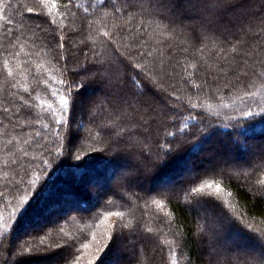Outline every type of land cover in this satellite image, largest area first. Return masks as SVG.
Here are the masks:
<instances>
[{
    "label": "trees",
    "instance_id": "trees-1",
    "mask_svg": "<svg viewBox=\"0 0 264 264\" xmlns=\"http://www.w3.org/2000/svg\"><path fill=\"white\" fill-rule=\"evenodd\" d=\"M55 3L49 13L51 0H0V264H65L71 245L80 248L78 264H133L129 240L140 252L139 264H209L201 255L207 248L198 246L205 213L186 190L218 167L224 191L217 199L231 217H215L218 243L264 253V63L249 53L248 63L238 65L241 72L208 71L235 62L233 44L249 48L260 37L247 26V35L202 34L185 0H175L178 20L138 0ZM125 45L133 55L155 49L149 60L160 59L168 73L154 75L155 83L141 76L127 85L140 107L132 119L151 117L150 131L121 129L120 143L117 134L107 135L121 118L109 107L110 90L95 73L94 59L119 57L128 64ZM252 52H264V45ZM186 65H195L190 76ZM60 96L70 98V107L57 124L46 105L60 119ZM64 195L74 206L61 202ZM114 212L122 220L108 215ZM114 226L123 232L119 242ZM30 234L37 238L26 240ZM109 236L117 250L108 258L101 249L111 245ZM18 248L23 255H13ZM220 264H227L226 255Z\"/></svg>",
    "mask_w": 264,
    "mask_h": 264
},
{
    "label": "snow or ice",
    "instance_id": "snow-or-ice-1",
    "mask_svg": "<svg viewBox=\"0 0 264 264\" xmlns=\"http://www.w3.org/2000/svg\"><path fill=\"white\" fill-rule=\"evenodd\" d=\"M69 2L70 0H66L65 7L68 6ZM138 2L140 4L148 3L150 6H153L155 10L163 13L169 19L173 18V14L175 15L176 20L179 19L180 14L175 12V9L177 8L175 0H138ZM55 7V0H51L49 13H51V9ZM184 7L189 10H194L196 18L193 19V24L202 34H207L209 32L222 34L239 30L247 35V31H245L247 26L248 31H253L256 36L260 37V39L252 42V47L264 45V28H260L259 30L253 28V24L264 25V0H259V4L256 3V0H185ZM28 11L31 13L32 9H28ZM245 16L247 17L246 20L243 19ZM3 19L4 17L0 16V20ZM51 23H55V21H51ZM5 31H10V29L6 28ZM102 35L106 38H110L113 42L118 38L110 36V33L107 31L103 32ZM60 47H63V45L61 44ZM252 47L240 49L236 44H233L231 51L236 54L237 59L235 62H229V64L222 67L219 65L209 67L208 71L217 75L222 74L224 76H227L230 70L233 72H241L243 70L238 65L248 63L249 53L255 56L258 61L264 63V60H261V57H264V52H252ZM125 48L128 49L127 55H125V60L128 61V64H130L131 67H128V64H125V61L120 60L119 57L107 61L94 59V63L99 65V67L94 69L95 73L104 86L110 90L106 97V100L109 101V107H111L114 117L121 118L119 122L114 120V123L111 126L112 131H109L107 135L112 136L114 133L117 134L120 143L124 142V131L131 132L132 135H140L144 132L150 131L146 125L151 117H142L139 122L132 119V117L140 111V107L138 104V96L136 94H133L132 96L127 95V85H136L141 76L155 83V81L152 80L154 75L159 74L163 77L168 73V68L160 59L149 60V57L153 56L155 49L147 52H139L138 54L133 55L131 49H129L127 45H125ZM140 57H144V59L141 60ZM225 59H227V57H225ZM5 67H7V61L5 62ZM190 67L194 68L195 65H186L184 69L188 76L192 74L188 72V68ZM133 69H135V71H133ZM138 73L139 76L137 75ZM261 74L264 75V73ZM8 75L11 76L12 73L9 72ZM126 75L128 79L125 78ZM59 84L63 85L64 81L60 80ZM80 86L81 85H77V87ZM157 87L159 86L157 85ZM25 91H27V89H25ZM50 91L53 96L59 95V90L56 88H52ZM143 94L142 91L139 93L140 96ZM69 107L70 98L60 96L59 109L62 110V112L60 113L61 118L57 119L56 116L58 110L53 108L51 103L46 105V108L51 110L49 115L55 119V123L57 124L63 122V112H67ZM2 111L7 112L8 109L4 108ZM262 114H264V110H262ZM252 115V112L247 113V116L249 117ZM0 124H2V121H0ZM133 125H135L139 131L132 132ZM45 128H47V125H45ZM121 129L124 131H121ZM169 135H171V133H169ZM147 139L148 137L146 136L145 140ZM7 143L11 144L12 141L9 140ZM25 143H28V141H25ZM136 147L137 145H132L133 149ZM25 154H27V152H25ZM76 159H80V157L77 156ZM223 179V174L218 167L217 169H214L212 173H205L199 181L186 190L195 197L196 203L205 213L204 224H202L199 229L203 236L201 237V242L198 246L202 249L207 248V252H202L201 255H206L208 257L209 264H212L213 260L216 261V264H220V257L225 255L227 256V264H264V253L256 256L255 254H250L236 248H224L216 239V233L213 227L216 223L215 217L219 215L220 217L231 219L226 210V202H221L217 199L219 194L224 191L221 183L217 181ZM197 184H199V186H197ZM205 189H208L209 191L206 192ZM196 194H199V196ZM24 203L25 206H27L28 201L25 200ZM159 207L162 208L163 205H159ZM23 211L24 209L21 210V212ZM15 215L19 216V213H15ZM108 215L121 217L122 220L121 212L109 213ZM105 219H107V217H105ZM56 227L58 228L59 224H57ZM120 227L130 228L131 226L122 222ZM113 234L115 235L117 242L123 237V232H120L119 234L115 232V226ZM204 237H207L206 242L203 241ZM36 238L37 237L30 234L26 240H34ZM93 239H95V237H93ZM259 239L264 243V236H260ZM108 241L111 244L113 242V237L109 236ZM134 243V241L129 240L130 247L128 250L131 254L133 264H139L140 252L137 251L135 247H131ZM168 243L171 244L172 241H168ZM71 247L73 248V252L70 256L65 258V264H70L71 261H75L76 264H78L80 257L77 253H79L80 248L76 247V245H71ZM80 247L87 249L89 245L88 243L81 242ZM105 250L111 251L107 245L101 249V251ZM23 254L24 253L21 249L18 248L13 255ZM3 264H8V261L4 260ZM88 264H95V262L89 260ZM173 264H175V261H173Z\"/></svg>",
    "mask_w": 264,
    "mask_h": 264
},
{
    "label": "rangeland",
    "instance_id": "rangeland-1",
    "mask_svg": "<svg viewBox=\"0 0 264 264\" xmlns=\"http://www.w3.org/2000/svg\"><path fill=\"white\" fill-rule=\"evenodd\" d=\"M77 104H78V106H79V105H80V102L78 101ZM148 170H151V168H149ZM118 172H119V171H118ZM179 173H181V170L178 171V174H179ZM116 174H117V173H116ZM118 174H119V173H118ZM118 174H117V175H118ZM114 177H115V176H114ZM117 178H118V177H117ZM108 180H109V179H108ZM92 182L95 183V182H97V180L92 181ZM166 183H168V182H166ZM166 183H163V184H166ZM95 184H96V185H93V184H92V185H93V188H94V186H97V183H95ZM163 184H161V185H163ZM148 186H150V185H148ZM145 188H146V187H145ZM146 189H147V188H146ZM61 200H62V201H61L62 203H63V202H66V203H67L66 206L69 205V206H67V207L74 206V205L72 204L73 201H72L69 197H67V196H65V195H64V197L61 198ZM66 206H65V207H66ZM65 207H64V208H65ZM67 207H66V208H67ZM52 208H54V207H52ZM64 208H63V209H64ZM42 214H43V212H42L40 215H42ZM108 248H110L111 251H107L106 255L108 256V258H109V257H113V250H114V251L117 250L116 244L113 243V244L109 245ZM106 255H105V256H106ZM107 256H106V258H107Z\"/></svg>",
    "mask_w": 264,
    "mask_h": 264
}]
</instances>
